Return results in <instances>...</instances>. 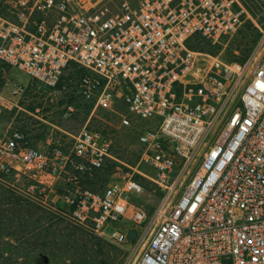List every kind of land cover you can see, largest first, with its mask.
<instances>
[{"label":"built area","instance_id":"built-area-1","mask_svg":"<svg viewBox=\"0 0 264 264\" xmlns=\"http://www.w3.org/2000/svg\"><path fill=\"white\" fill-rule=\"evenodd\" d=\"M7 3L12 18L0 6V62L48 89L70 65L83 68V101L103 110L120 102L152 123L137 137L151 175L133 169L103 192L83 187V176L118 161L110 137L88 125L69 151L34 147L18 129L0 134V170L26 174L49 192L62 183L72 219L99 236L122 244L134 230V264H264V19L241 64L189 48L194 37L215 44L233 35L250 18L247 1ZM22 92L13 85L0 93V112ZM134 175L161 189V202L150 216L135 207L134 228L107 233L129 197L143 192Z\"/></svg>","mask_w":264,"mask_h":264},{"label":"rangeland","instance_id":"rangeland-1","mask_svg":"<svg viewBox=\"0 0 264 264\" xmlns=\"http://www.w3.org/2000/svg\"><path fill=\"white\" fill-rule=\"evenodd\" d=\"M246 1L251 19L246 18L233 35L220 40L219 43L205 44L203 41L201 48L196 51L219 56L235 65L240 64L238 62L243 55L254 47L251 43L252 28L259 32L264 19V7H259L253 0ZM0 6L5 16L11 19V7L7 0H0ZM85 72L83 68L70 65L64 72L59 86L48 89L22 72L0 62V93L7 96L13 85L23 88V92L13 98L14 106L0 112V134L18 129L34 147L42 149L51 144H59L65 151H69L74 136L84 125H88L104 131L110 137L113 153L118 161L107 163L104 168L96 171L91 179L84 178L83 187L103 192L108 186L122 184L121 174L133 169L151 175V169L140 161L141 148L137 137L142 129L150 127L152 123L129 112L120 102L109 110H103L93 108L91 103L83 101L77 94V81ZM123 119L129 121L128 126H123ZM13 177L19 182L28 181L25 175L21 177L16 174ZM134 178L140 182L143 192L139 197H129L130 205L124 217L108 226L107 233H111L113 227L119 232L134 228L131 218L135 207L143 209L147 216H150L161 202V189L147 178L138 175H134ZM42 206L49 207L48 216L53 217L52 224L48 229L39 231L36 240L26 239L18 250L11 252L13 256L18 257L17 264L135 263L140 247H137L134 241L121 244L109 236L95 234L88 224H79L72 219L67 214V207L52 193L42 202ZM41 221H47L45 214H42ZM12 261L14 263V257Z\"/></svg>","mask_w":264,"mask_h":264},{"label":"trees","instance_id":"trees-1","mask_svg":"<svg viewBox=\"0 0 264 264\" xmlns=\"http://www.w3.org/2000/svg\"><path fill=\"white\" fill-rule=\"evenodd\" d=\"M258 38L259 32L252 28V46L256 44ZM203 41L199 37H194L189 42V48L196 51L201 48L200 45ZM204 42L205 44L209 43L207 41ZM251 51L252 48L243 55L238 63H243ZM223 60L231 63L228 60ZM16 174L21 175V177L22 175L27 176L25 178L28 181H16L13 177ZM93 175L83 176L81 185L84 178L91 179ZM59 184L55 186L52 192H49L48 189H42V186L26 174L13 170L8 172L0 170V264H17L18 257L13 256L14 254H11V252L18 250L20 244L26 239L36 240L39 231L48 229L51 226L53 217L48 216L50 215V212H48L50 209L42 206V202L51 193L62 202L60 200L62 186ZM66 209L67 214L72 217L71 209L69 207ZM42 214L46 215L47 220L43 223L41 221ZM11 242L15 243V245ZM12 257H14V263Z\"/></svg>","mask_w":264,"mask_h":264},{"label":"water","instance_id":"water-1","mask_svg":"<svg viewBox=\"0 0 264 264\" xmlns=\"http://www.w3.org/2000/svg\"><path fill=\"white\" fill-rule=\"evenodd\" d=\"M127 237H128V239H129L130 241H133V240L135 239V237H136V233H135V231H134V230L129 231V232L127 233Z\"/></svg>","mask_w":264,"mask_h":264}]
</instances>
